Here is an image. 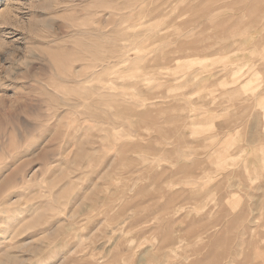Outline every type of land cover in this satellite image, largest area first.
<instances>
[{
	"label": "rangeland",
	"instance_id": "374dc122",
	"mask_svg": "<svg viewBox=\"0 0 264 264\" xmlns=\"http://www.w3.org/2000/svg\"><path fill=\"white\" fill-rule=\"evenodd\" d=\"M0 264H264V0H0Z\"/></svg>",
	"mask_w": 264,
	"mask_h": 264
},
{
	"label": "bare ground",
	"instance_id": "6f19581e",
	"mask_svg": "<svg viewBox=\"0 0 264 264\" xmlns=\"http://www.w3.org/2000/svg\"><path fill=\"white\" fill-rule=\"evenodd\" d=\"M60 96V95H59ZM61 98V97H60Z\"/></svg>",
	"mask_w": 264,
	"mask_h": 264
}]
</instances>
